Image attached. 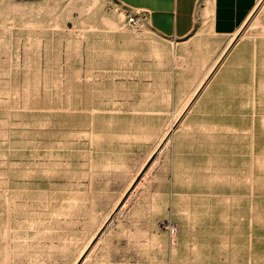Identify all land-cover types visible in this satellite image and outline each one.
<instances>
[{"label":"rangeland","instance_id":"1","mask_svg":"<svg viewBox=\"0 0 264 264\" xmlns=\"http://www.w3.org/2000/svg\"><path fill=\"white\" fill-rule=\"evenodd\" d=\"M93 1L0 0V264H264V0L186 43ZM159 152L171 209L110 225Z\"/></svg>","mask_w":264,"mask_h":264},{"label":"crops","instance_id":"2","mask_svg":"<svg viewBox=\"0 0 264 264\" xmlns=\"http://www.w3.org/2000/svg\"><path fill=\"white\" fill-rule=\"evenodd\" d=\"M116 1L126 11L144 16L147 25L155 33L185 43L203 32L226 41L244 28L258 4V0ZM169 161L170 158L163 152L155 155L149 166L140 172L137 180L117 203V213L112 217L110 225L124 214L132 213L136 207L141 206L148 213V217L150 211L160 209L163 212L171 209L167 200H171L173 192L168 190L166 183L174 168ZM103 235L96 237V242L80 264H85L98 252Z\"/></svg>","mask_w":264,"mask_h":264},{"label":"built area","instance_id":"3","mask_svg":"<svg viewBox=\"0 0 264 264\" xmlns=\"http://www.w3.org/2000/svg\"><path fill=\"white\" fill-rule=\"evenodd\" d=\"M141 18L144 20V16H141ZM127 19H128V22L132 23L133 25L139 22L138 14H134V15L129 14ZM168 230L170 234L174 235L175 229L173 227H168Z\"/></svg>","mask_w":264,"mask_h":264},{"label":"bare ground","instance_id":"4","mask_svg":"<svg viewBox=\"0 0 264 264\" xmlns=\"http://www.w3.org/2000/svg\"><path fill=\"white\" fill-rule=\"evenodd\" d=\"M95 1V0H94ZM92 2L93 4L96 2L97 3V0L95 1V2ZM263 2V0H258V4H257V6H256V8L255 9H258L259 7H260V4ZM94 6H96V5H94ZM259 6V7H258ZM263 6V5H262ZM255 11V10H254ZM251 19V18H250ZM252 20V19H251ZM104 21H106V20H104ZM249 22V21H248ZM112 25V24H111ZM111 25H109V26H111ZM116 26V25H115Z\"/></svg>","mask_w":264,"mask_h":264},{"label":"water","instance_id":"5","mask_svg":"<svg viewBox=\"0 0 264 264\" xmlns=\"http://www.w3.org/2000/svg\"><path fill=\"white\" fill-rule=\"evenodd\" d=\"M148 165H149V164H148ZM148 165H147V166H148ZM147 166H146V167H147Z\"/></svg>","mask_w":264,"mask_h":264}]
</instances>
